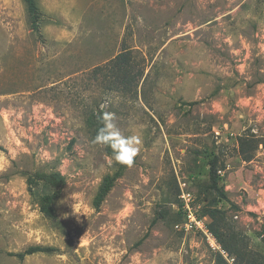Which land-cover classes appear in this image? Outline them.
Wrapping results in <instances>:
<instances>
[{"label": "rangeland", "instance_id": "1", "mask_svg": "<svg viewBox=\"0 0 264 264\" xmlns=\"http://www.w3.org/2000/svg\"><path fill=\"white\" fill-rule=\"evenodd\" d=\"M36 3L42 40L22 0H0V264L263 261L264 0ZM96 109L141 141L98 209L116 167L86 126ZM213 157L221 237L239 256L173 227L180 184L199 209L216 201L202 190ZM26 172L65 178L55 221ZM30 246L54 251L8 255Z\"/></svg>", "mask_w": 264, "mask_h": 264}, {"label": "trees", "instance_id": "2", "mask_svg": "<svg viewBox=\"0 0 264 264\" xmlns=\"http://www.w3.org/2000/svg\"><path fill=\"white\" fill-rule=\"evenodd\" d=\"M27 15V23L29 29L33 34H35L39 40H42L40 35V19L41 14L39 8L37 6L36 0H22ZM104 113L102 109H96L91 112L86 118V126L91 130L93 136L96 135V131L100 126V115ZM243 145V143H241ZM105 154L112 158V150L109 147L103 146ZM249 159V157H247ZM115 163L116 170L112 174H107L103 177L98 190L93 199L94 208L98 209L102 202L104 201L107 194L113 188L115 182L121 177L124 170L128 167L126 165H121L119 163ZM208 179L207 183L202 186L203 193H207L209 196H212L216 201L212 203H207L205 209H202L203 214L208 218L207 228L212 236L220 243V246L225 253L230 256H239L238 251L235 247H232L226 242H224L221 231V225L223 222L222 212L217 208L218 201L224 200L226 198V192L223 187L219 184V174L217 171V158L213 157L208 160ZM26 183L28 189L39 183L43 184L44 187L48 189V193L41 195L38 200V209L39 212L46 218L55 221L57 219L56 210L54 208V202L60 197L61 191L65 185V178L58 172H34V173H25ZM178 202V201H177ZM176 202V203H177ZM174 203V204H176ZM174 211V210H173ZM175 212V211H174ZM164 214H167L165 212ZM176 221L174 224L180 222L182 220L181 215L178 212H175ZM173 224V225H174ZM54 249L50 247H41V246H30L24 252L19 253L17 255L8 254L10 256H14L19 260H23L26 256L33 255L36 253H50L53 252ZM216 264H227L224 258L221 255L217 256ZM253 264H264V259L261 262H254Z\"/></svg>", "mask_w": 264, "mask_h": 264}, {"label": "clouds", "instance_id": "3", "mask_svg": "<svg viewBox=\"0 0 264 264\" xmlns=\"http://www.w3.org/2000/svg\"><path fill=\"white\" fill-rule=\"evenodd\" d=\"M99 119L101 123L93 138V143L109 147L112 150V159L116 163L131 166L139 152L141 142L139 136H124L114 122L113 113L104 112Z\"/></svg>", "mask_w": 264, "mask_h": 264}, {"label": "built area", "instance_id": "4", "mask_svg": "<svg viewBox=\"0 0 264 264\" xmlns=\"http://www.w3.org/2000/svg\"><path fill=\"white\" fill-rule=\"evenodd\" d=\"M172 209L182 217L179 223L173 225L175 230L202 234L212 247L215 245V238L207 228L208 218L203 214L202 209L195 206L194 195L184 183L179 186L178 202L172 205Z\"/></svg>", "mask_w": 264, "mask_h": 264}]
</instances>
